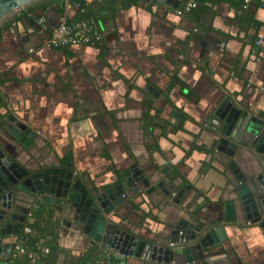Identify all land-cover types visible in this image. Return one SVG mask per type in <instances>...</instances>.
Segmentation results:
<instances>
[{"label":"crops","instance_id":"obj_1","mask_svg":"<svg viewBox=\"0 0 264 264\" xmlns=\"http://www.w3.org/2000/svg\"><path fill=\"white\" fill-rule=\"evenodd\" d=\"M184 1L173 8L139 0L137 6L115 11L99 4L94 12L103 35L99 48L43 47L46 35L38 31L32 17L38 13L30 14V8L2 18L0 148L13 159L34 149L23 147L11 133L22 125L51 147L52 169L70 172L81 185L114 191L136 163L127 139H137L139 130L159 178L176 181L172 195L181 193L175 206L205 229H224L223 240L189 264H264L263 219L240 224L236 215L234 223L224 222L233 174L216 158L210 123L224 100L264 115V48L253 43L264 29L258 25L264 23V8L253 2L244 8L239 0H196L197 9L178 16ZM68 11L61 16L47 11L48 26L67 19ZM31 48L37 53L30 54ZM134 121L138 129L124 136L126 123ZM135 188L123 191L122 203L109 217L126 234L156 241L167 225L163 201L155 204ZM36 212L41 227L56 225V238L49 237L59 249L54 264H97L104 252H112L117 264H174L136 256L119 260L101 244L80 251L65 248L61 216L44 204L15 209L22 227L17 235H3L0 264L12 261L18 237Z\"/></svg>","mask_w":264,"mask_h":264},{"label":"water","instance_id":"obj_2","mask_svg":"<svg viewBox=\"0 0 264 264\" xmlns=\"http://www.w3.org/2000/svg\"><path fill=\"white\" fill-rule=\"evenodd\" d=\"M34 1L37 0H0V20ZM158 1L177 8L180 0ZM210 123L215 134L216 158L233 174V184L229 186L232 191L224 205L225 224L234 223L237 215L240 224L263 219L261 226L264 229V115L243 112L224 100L215 109ZM132 128L138 129L137 121L126 123L123 129L128 132L124 136H132ZM11 133L23 147L33 145L34 149H25L13 159L0 148V244L3 235L20 232L23 217L14 214L16 208L31 210L33 206L43 204L61 216V246L80 251L88 244H101L113 250L119 260L136 256L158 263L189 264L202 259L203 253L225 236L223 227L205 229L203 224H198L187 212L175 206H179L181 193L172 195L176 181L169 183V177L159 178L139 130L137 139H127L132 143L130 148L136 163L124 172L122 185L118 184L114 191L81 185L70 172L52 169L54 164L48 161L51 147H44L46 142L34 138L30 129L19 125ZM164 172L161 170L160 174L164 175ZM134 187L155 204L163 201L160 208L166 215L167 225L158 233L156 241H142L126 234L109 217L122 203L123 191ZM128 240L134 242L129 244ZM2 253L0 246V258Z\"/></svg>","mask_w":264,"mask_h":264},{"label":"trees","instance_id":"obj_3","mask_svg":"<svg viewBox=\"0 0 264 264\" xmlns=\"http://www.w3.org/2000/svg\"><path fill=\"white\" fill-rule=\"evenodd\" d=\"M239 1L242 3L244 8H246V6L250 4V3L248 4L243 3V0H239ZM187 2L186 0L184 1L182 6L180 7L181 10H184V7ZM194 2H195V7H193L188 12H183V14H188L198 8L199 3L196 0H194ZM103 3H106L105 5L107 9L111 8V11H115L117 7H124L125 9H127L133 6H137L139 4V0H102L99 3L91 2L89 4L86 2V0H37V1H34L32 4L26 6L25 8L26 9L30 8L29 10L30 14H33L35 12L38 13L37 15H35V17L32 16L33 19H35V25L38 31H40V26L37 24L38 20H40L41 18L44 19V23L46 24V29L40 32H45L46 37H49L53 28L56 26L55 25V26L49 27L50 25L47 24V16H46L47 11H52L61 16L63 15L65 9L70 10L67 12V24L78 22L81 19L91 18L94 21L96 30L102 35L101 28L99 26V21L95 17L94 12L96 13V7L100 6ZM253 3L258 5V7L261 6L264 8V5H261L260 2L257 0H254ZM64 7L66 8L64 9ZM258 25L264 26V23L258 24ZM256 29L258 32L260 27H256ZM257 35L258 33H256V36L253 40V43L255 46H257L255 44ZM102 39L101 41H95L94 39H92L90 43H87L86 45H83V46H91V47L99 48L102 45ZM70 47H76V45H68L66 47H56L52 49H66ZM37 213L39 212H36L35 214L34 213L30 214V218L26 222V226H28L31 230H33L34 234H31V235L20 234V236L18 237V241H20L19 244L22 245L26 249L27 252L35 253L37 252L36 243L38 242L39 239H43L44 244L49 248L50 253L47 257H43L41 261L40 260L36 261V264L37 263L38 264H54V257L57 256L58 251H59L58 247L51 242L57 236L56 235V225H54V223L53 224L49 223L41 227L40 225H38L37 217L39 215ZM49 237H52L51 241L49 240ZM50 257L52 260L49 259ZM81 258L82 257H79V260H82ZM11 260L13 264H34L33 262H31L32 260L29 259L27 255L19 257V258L12 257ZM83 261H86V260H83ZM83 261H81L79 264L84 263ZM113 262L117 263L115 259H113ZM87 264H92V263L89 262Z\"/></svg>","mask_w":264,"mask_h":264},{"label":"built area","instance_id":"obj_4","mask_svg":"<svg viewBox=\"0 0 264 264\" xmlns=\"http://www.w3.org/2000/svg\"><path fill=\"white\" fill-rule=\"evenodd\" d=\"M101 1L102 0H86L88 4L91 2L99 3ZM252 1L254 0H243V3L248 4ZM257 1H259L261 5H264V0ZM193 7H195L194 0H189L185 5L184 10L177 11V15H182L183 12H188ZM37 24L40 26V31H44L46 29V24L44 23L43 18L38 20ZM92 39H94L95 41H101L102 39V35L96 30L93 19L86 18L72 24H67L66 17H62L59 23L53 28L49 37H46L43 40L42 45L43 47L49 48L66 47L68 45L83 46L87 43H90ZM255 44L258 47L264 48V29L258 32ZM28 52L30 54H36L37 50L31 48L28 50ZM24 234L31 235L34 234V232L30 228L26 227L24 228ZM36 250L37 252L35 253L27 252L22 245L17 244L14 247L13 258H19L27 255L29 259H31L33 262H36L42 257L49 254V248L44 244L43 239H39L36 243ZM113 259L114 257L112 252H104L100 259L97 261V264H117L113 262ZM6 264L13 263L12 261H10Z\"/></svg>","mask_w":264,"mask_h":264},{"label":"flooded vegetation","instance_id":"obj_5","mask_svg":"<svg viewBox=\"0 0 264 264\" xmlns=\"http://www.w3.org/2000/svg\"><path fill=\"white\" fill-rule=\"evenodd\" d=\"M147 1H155L157 2L158 4H162L161 2H159L158 0H147ZM177 12V11H176ZM178 16H181V15H178Z\"/></svg>","mask_w":264,"mask_h":264},{"label":"rangeland","instance_id":"obj_6","mask_svg":"<svg viewBox=\"0 0 264 264\" xmlns=\"http://www.w3.org/2000/svg\"><path fill=\"white\" fill-rule=\"evenodd\" d=\"M253 2V1H252Z\"/></svg>","mask_w":264,"mask_h":264}]
</instances>
